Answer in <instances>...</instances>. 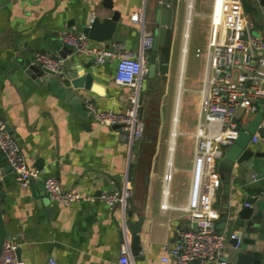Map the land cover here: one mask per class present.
Here are the masks:
<instances>
[{
    "label": "crops",
    "instance_id": "obj_1",
    "mask_svg": "<svg viewBox=\"0 0 264 264\" xmlns=\"http://www.w3.org/2000/svg\"><path fill=\"white\" fill-rule=\"evenodd\" d=\"M104 1L0 0V120L7 124L27 165L38 175L27 188H20L0 152L1 220L7 233L5 238L18 243L16 256L23 264H48L50 259L54 264H118L120 245L125 238L132 260V227L139 230L141 256L133 264H173L172 260L161 262L164 248L175 244L180 230L193 227L187 214L174 207L187 203L192 176L193 133L198 113V99L193 100L192 95L200 84L185 86V80L195 0L190 14L189 0H163L171 4L168 9L172 10L169 62L166 73L154 77L153 88H148L147 76L142 82L140 105L144 126L139 140L132 142L119 129L100 126L83 106L85 99L103 111H119L130 105L132 90L114 82V59L94 66L91 57L77 56L80 64L91 62L89 71L99 89L76 91L84 113L75 111L73 105L57 97L47 85L24 74L25 66L33 63L35 52L58 58L53 43L60 40L59 30L82 32L91 18L108 17L114 10L120 16L112 39L96 42L87 38L88 45L110 51L120 46V50L136 55L141 27L130 16L143 12L145 29L152 33L156 9L166 8L159 0H109L112 8L108 9L102 5ZM212 1L201 0L210 8L201 14L208 20L206 44ZM241 5L251 23L252 35L263 37L264 4L241 0ZM261 53L257 55H264V50ZM157 97L159 101L155 100ZM165 97L168 111H163ZM151 102L155 103L153 109ZM185 103L187 115L182 120ZM260 111L264 112V102L259 104ZM255 114L241 117L240 131ZM261 126L264 127V118ZM254 137L256 142L252 141ZM259 142L254 134L246 148ZM168 168L171 178L165 185ZM263 173L264 159L255 164L234 162L228 183L219 173L220 187L213 204L219 213L217 231L242 237L244 221L237 216L240 202L245 196L258 194L256 187L262 184V179L255 177ZM47 177H55L64 190L95 197L121 190L128 181L131 195L125 208L119 204L109 208L97 198L93 202L78 201L63 206L46 193L43 180ZM164 202L168 207L163 210ZM256 213L258 210L254 208L253 214ZM224 215L225 221L219 222ZM254 226L257 231L245 233L244 237L252 240L249 249L262 252L264 264V211ZM229 252L227 239L223 252L226 260Z\"/></svg>",
    "mask_w": 264,
    "mask_h": 264
},
{
    "label": "built area",
    "instance_id": "obj_2",
    "mask_svg": "<svg viewBox=\"0 0 264 264\" xmlns=\"http://www.w3.org/2000/svg\"><path fill=\"white\" fill-rule=\"evenodd\" d=\"M188 2V10L190 9ZM166 8L171 4L158 1ZM192 8V6H191ZM189 12V11H188ZM131 21L141 27L138 54L120 50L116 46L110 51L88 45L82 33L59 30L60 40L73 48L74 53L91 57L94 66L106 60H115L114 82L132 90L130 105L123 110H98L89 99L83 101L87 114L102 127L119 126L130 141L139 140L143 134V120L139 114L138 94L146 77L147 55L153 45V35L145 29L144 13L135 12ZM119 48V49H118ZM264 36L254 37L251 23L243 12L241 0H213L209 14V34L205 51V63L201 87L198 90V113L194 136L192 176L189 198L184 206L174 208L187 214L193 227L178 232L172 247H165L161 262L173 264H226L223 256L226 240L240 238L236 233L227 235L217 231L219 218L213 206L216 192L220 187L217 161L230 147L239 134L240 119L259 111L264 102ZM33 63L55 73L62 71V61L46 52H35ZM253 142H256L254 137ZM0 152L20 188H27L29 182L38 177L37 171L30 168L12 135L0 120ZM168 170L164 174V184L170 181ZM43 187L49 198L63 206L78 201L93 202L95 198L109 208L116 204L125 208L131 195V185L126 181L121 190H112L98 196H84L64 190L55 177L43 180ZM166 191L164 196H166ZM168 205L164 202L161 208ZM18 243L5 238L0 250V264H23L16 256ZM48 264H54L49 260ZM118 264H133L129 256V243L124 239L120 245Z\"/></svg>",
    "mask_w": 264,
    "mask_h": 264
},
{
    "label": "water",
    "instance_id": "obj_3",
    "mask_svg": "<svg viewBox=\"0 0 264 264\" xmlns=\"http://www.w3.org/2000/svg\"><path fill=\"white\" fill-rule=\"evenodd\" d=\"M264 4V0H258ZM105 8L111 9L112 5L109 0H105L102 4ZM119 12L114 10L108 17L100 19L99 17H93L89 23L82 28V33L90 40L96 42H106L112 39L115 31L116 24L119 20ZM171 23H172V10L168 8H158L155 11L154 20L152 22L153 29V45L147 55V78L148 88H153V79L157 74L164 75L166 73L169 54H170V42H171ZM53 50L57 52L58 58L62 61V71L55 73L44 67H40L36 63H32L25 66L24 74L35 80L38 83L47 85L57 97L63 99L69 104L74 106L75 111L84 113L81 105L78 103L77 90L94 91L99 90L94 86V77L89 71L91 62L86 64H80L77 59V55L74 53L73 48L64 44L61 40L57 39L53 43ZM259 54H262L259 52ZM81 70H87L86 72L79 74ZM143 89L139 91L138 102L140 104L143 96ZM143 110L142 105L139 106V114L141 115ZM264 118V112H257L254 118L239 132L237 138L234 141L233 146L226 150L224 157L221 159L219 166L217 167L221 178L228 183L231 168L234 162L237 164H246L249 161L258 163L260 159H264V127L261 126V122ZM119 126H113L111 129H117ZM5 129L11 134L7 124ZM257 134L259 143H253L251 147L246 148L247 142L251 137ZM226 173L227 176H223ZM255 179H262V184L258 185V194L256 196H245L240 202V209L237 212V216L244 221V232L240 238L238 246L235 247L237 239L229 240L230 252L226 260V264H262L263 254L258 252L254 248L249 249L248 245H252V240L244 237L245 233H254L257 228L254 226L257 219L260 217L261 212L264 211V173L259 174ZM31 181L29 182V184ZM262 199V200H259ZM254 208H257L258 213L253 214ZM226 215L222 216L219 222H224ZM139 222L135 223L137 226ZM132 241H131V255L132 260L135 263L141 259L139 256L140 245L137 228L132 227ZM7 233L3 227L0 214V250L3 240Z\"/></svg>",
    "mask_w": 264,
    "mask_h": 264
},
{
    "label": "rangeland",
    "instance_id": "obj_4",
    "mask_svg": "<svg viewBox=\"0 0 264 264\" xmlns=\"http://www.w3.org/2000/svg\"><path fill=\"white\" fill-rule=\"evenodd\" d=\"M209 6H206L201 2V0H195L193 12L194 15L191 18L190 25V45H189V53H188V64L186 69V80L185 86L193 87L197 82L200 86L195 88L193 91V100L198 99V90L201 87V79H202V70L204 63V55H205V44H206V36L208 30V20L207 18L201 17V14H205L209 12ZM153 26V25H152ZM190 78V79H189ZM188 92L185 94L187 95ZM190 94V93H189ZM185 98V97H184ZM155 100L159 101V97ZM184 100V99H183ZM164 101L166 102L165 107H163V111H168V99L165 97ZM153 109L155 103L151 102ZM186 103L182 108L181 119H186Z\"/></svg>",
    "mask_w": 264,
    "mask_h": 264
},
{
    "label": "bare ground",
    "instance_id": "obj_5",
    "mask_svg": "<svg viewBox=\"0 0 264 264\" xmlns=\"http://www.w3.org/2000/svg\"><path fill=\"white\" fill-rule=\"evenodd\" d=\"M191 6H192V3L190 2V9L188 10L189 12V14H190V12H191Z\"/></svg>",
    "mask_w": 264,
    "mask_h": 264
}]
</instances>
